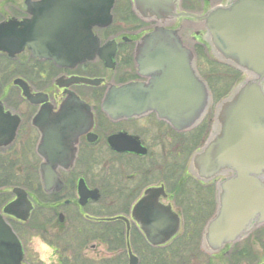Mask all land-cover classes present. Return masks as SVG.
<instances>
[{"label":"flooded vegetation","instance_id":"af4514ba","mask_svg":"<svg viewBox=\"0 0 264 264\" xmlns=\"http://www.w3.org/2000/svg\"><path fill=\"white\" fill-rule=\"evenodd\" d=\"M43 1L46 0H0V26L11 24L9 51L19 49L15 35L21 36V24L33 19L31 11L41 13ZM234 1L164 0V11H157L167 19L165 28L176 32L184 46L193 52L195 70L201 78L203 52L210 58L204 62L209 68L228 66L209 55L205 23L187 15L201 17L217 7L228 8ZM136 2L138 0H100L103 6L91 26V33L98 40L95 50L103 51L106 60L97 55L93 61L71 69L50 59L35 58L28 46L15 57L0 51V189L5 188L8 175L23 182L12 185L8 195L0 190L3 191L0 192V215L20 241L22 264H29L30 234L40 232L43 238L52 239L50 243L59 247L60 259L63 256L60 245L65 241L79 242L84 249L90 242L97 241L114 253L113 258H118V252L110 251L108 246L109 230L117 224L124 228L122 250L129 260V244L141 264L145 256L154 255L151 249H158L150 245L132 216L136 205L148 192L156 197V207L168 209L179 222L176 235L160 247L167 249L169 260L192 264L191 257L197 256L193 250L199 245L203 264H264V249L262 254L257 253L251 237L227 245L215 254L202 249L204 230L218 208L219 181L203 183L189 171L192 156L203 146V122L192 129L176 131L154 111L139 118L114 121L102 110L111 86L149 82V78L139 72L135 52L140 40L160 24L156 19L147 20L151 14L138 10ZM141 2L152 3L153 0ZM68 34L58 35L59 41L67 43V50H77L76 31L73 30V36ZM94 46L81 49L89 51ZM74 78L97 80V84H76L72 82ZM17 80L23 81L33 96H25L21 86L15 85ZM73 110L80 112V125L70 124L72 119L64 113ZM40 116L41 128L35 125V119ZM48 144L54 148L55 162L72 160V165L57 169L62 189L49 193L45 191L40 173L47 162ZM80 181L90 192L97 191V201L89 199L84 206L80 204ZM16 188L27 193L32 205L25 222L4 213L17 199L13 193ZM117 217L128 220L129 233L124 221L106 222V218ZM101 227L104 239L94 237ZM261 231L263 228H258L253 234L259 232L258 240L262 237L264 241ZM180 257L187 262H179ZM85 258L95 262L109 260L90 259L86 255Z\"/></svg>","mask_w":264,"mask_h":264},{"label":"water","instance_id":"95a60500","mask_svg":"<svg viewBox=\"0 0 264 264\" xmlns=\"http://www.w3.org/2000/svg\"><path fill=\"white\" fill-rule=\"evenodd\" d=\"M163 1L136 2L138 10L151 14L147 20L156 19L160 24L140 40L135 52L139 72L149 78V82L111 86L102 110L114 121L139 118L154 111L175 130L185 131L205 118L213 98L207 83L196 73L192 51L184 46L176 32L165 28L167 19L157 14V11H164ZM99 2L43 1L41 13L31 11L33 19L21 24V36L15 35L17 51L8 50L11 24L0 26V51L15 57L28 46L35 58L51 59L66 68L93 61L97 55L106 60L103 51L95 50L98 40L91 33V26L103 6ZM187 17L205 23V41L212 55L244 75L216 106L211 134L193 155L189 169L192 176L203 183L220 180L217 184L218 208L202 236V249L215 254L227 245L244 240L254 229L264 225V0H236L228 8L217 7L204 16L188 14ZM73 30L76 31L77 50L70 51L66 42L59 41L58 35L62 37L69 33L70 37ZM89 45H95L94 49H81ZM72 82L97 84V80L80 78H74ZM15 85L21 86L25 96H33L23 81L17 80ZM64 113L72 119L70 124H81L80 112ZM89 121L92 127L91 115ZM35 125L41 128V116L35 119ZM47 131L51 133V130ZM48 151L47 162L40 173L45 191L49 193L62 189L57 169L72 165V160L57 163L50 144ZM78 190L81 205L89 199L98 200L97 191L90 192L83 181ZM13 193L17 199L5 208L4 213L25 222L32 205L24 190L16 188ZM155 198L148 192L136 205L132 216L150 245L160 247L176 235L179 222L168 209L156 207ZM117 220L127 223L129 233L127 219H106ZM127 247L129 264H138L130 245ZM22 261L21 244L0 215V264H22Z\"/></svg>","mask_w":264,"mask_h":264},{"label":"rangeland","instance_id":"374dc122","mask_svg":"<svg viewBox=\"0 0 264 264\" xmlns=\"http://www.w3.org/2000/svg\"><path fill=\"white\" fill-rule=\"evenodd\" d=\"M1 61H2V59L0 60V62ZM207 61H210V58L208 56H206V54L203 52V75L205 77H207L208 78L207 80H209V81L210 80L212 82L216 81V82H214V83H216V89H215V94H214L215 95L214 96L215 97L214 103L216 104L220 99H222L226 96V94L232 89V87L234 85L237 84V82L239 81V78L237 76H234L232 72L226 70V68H220V67H216L215 70H217V74L213 75V77H212V75L208 74L209 67L204 64V62L206 63ZM214 109H215V105L212 106V111L209 114L210 116L214 114ZM209 132H210V127H208L207 130L203 133V143L207 139ZM194 148H195V146H194ZM12 189H13V186L5 187V188H2L0 190H3L4 192L10 194ZM3 191H0V192H3ZM33 234H35V233H31L30 237ZM39 234L41 235V232ZM43 239L46 240L49 244H53L56 246V243H50V242H52V239H48V238H43ZM251 243L256 244L255 251L257 253L259 252L262 254V249H264V241H262V237H261V240H258L257 235H254V237L251 240ZM100 245H101L100 242L92 241L88 244L87 249H89L90 251L97 252L98 256H101V257L106 258V259H110V258L114 257V253L109 252V250L106 246H104V251L102 253L99 252L98 249H99ZM37 247H39V245L33 244L32 242H30V238H29L28 246H27V248H28L27 249L28 250L27 251V260L29 261V264H43V262L39 259V253L37 251H35V249ZM57 252H60L59 247L57 249ZM193 252H196L197 256L191 257L192 264H203V254L199 248V245L193 250ZM116 254H117L116 255L117 257H121L124 264H128V256H127L124 249L119 250L118 253H116ZM180 259L182 261V257H180ZM58 261H59V259H58ZM178 261L181 262L180 260H178ZM167 264H177V261L169 260V261H167Z\"/></svg>","mask_w":264,"mask_h":264},{"label":"trees","instance_id":"16d2710c","mask_svg":"<svg viewBox=\"0 0 264 264\" xmlns=\"http://www.w3.org/2000/svg\"><path fill=\"white\" fill-rule=\"evenodd\" d=\"M230 71L233 73L234 76H237L240 78V73L231 70ZM216 75V74H213ZM236 78V77H235ZM216 81H210L209 84L213 90V93L215 94V89H216ZM206 124H203V133L207 130L205 127ZM13 172H16L15 170ZM11 174V173H10ZM8 177V178H7ZM7 182L4 183L5 187H9L12 185H22L23 182L21 180H17L14 176L8 175ZM10 177H12L10 179ZM5 195H8L7 193ZM5 199H8L9 196H3ZM3 199V198H2ZM124 228L120 225L117 224V226L111 227L109 230L110 233V240H109V248L110 251L112 252H118L124 247ZM104 230L102 227L100 230H98V234L94 235V237H98L99 239H104L105 234H103ZM62 249V258L59 261V264H124L121 258H113L109 259L108 261H100V262H95L92 260H88L85 258L84 255V246L81 245L79 242L78 243H70L69 241H65L60 245ZM135 248V246H133ZM154 255H148L145 256V258L142 260L141 264H167V261H169V256L167 253V249L163 248H158V249H151ZM174 258H177L175 254L172 255ZM181 262L186 263V260H182Z\"/></svg>","mask_w":264,"mask_h":264},{"label":"clouds","instance_id":"9594fccd","mask_svg":"<svg viewBox=\"0 0 264 264\" xmlns=\"http://www.w3.org/2000/svg\"><path fill=\"white\" fill-rule=\"evenodd\" d=\"M30 242L39 245L35 251L39 253V259L43 264H58L59 256L55 245L49 244L38 233L31 235ZM83 251L90 259L98 260L102 258L101 256H98L95 251H90L89 249H84ZM98 251L102 253L104 251V245H100Z\"/></svg>","mask_w":264,"mask_h":264}]
</instances>
